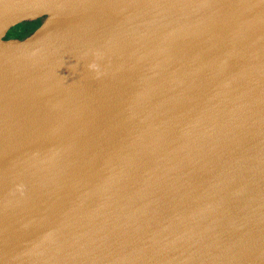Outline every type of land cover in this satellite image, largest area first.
Returning <instances> with one entry per match:
<instances>
[{
	"label": "water",
	"instance_id": "obj_1",
	"mask_svg": "<svg viewBox=\"0 0 264 264\" xmlns=\"http://www.w3.org/2000/svg\"><path fill=\"white\" fill-rule=\"evenodd\" d=\"M17 56L0 264H264V0H44Z\"/></svg>",
	"mask_w": 264,
	"mask_h": 264
},
{
	"label": "bare ground",
	"instance_id": "obj_2",
	"mask_svg": "<svg viewBox=\"0 0 264 264\" xmlns=\"http://www.w3.org/2000/svg\"><path fill=\"white\" fill-rule=\"evenodd\" d=\"M44 0H2L0 1V36L6 32L10 21L20 12L29 10L35 4ZM87 15L85 8H71L49 12L45 15L43 28L39 26L34 30L35 34L49 31L58 27L71 24L77 19L84 18ZM55 19V22L50 20ZM23 60L19 56L0 58V75L12 73L23 65Z\"/></svg>",
	"mask_w": 264,
	"mask_h": 264
},
{
	"label": "rangeland",
	"instance_id": "obj_3",
	"mask_svg": "<svg viewBox=\"0 0 264 264\" xmlns=\"http://www.w3.org/2000/svg\"><path fill=\"white\" fill-rule=\"evenodd\" d=\"M44 19L45 16H41L35 19H29L19 22L8 29L5 38H25L30 35L38 26H40Z\"/></svg>",
	"mask_w": 264,
	"mask_h": 264
}]
</instances>
